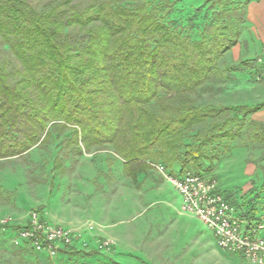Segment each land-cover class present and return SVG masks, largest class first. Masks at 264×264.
<instances>
[{
	"label": "trees",
	"instance_id": "trees-1",
	"mask_svg": "<svg viewBox=\"0 0 264 264\" xmlns=\"http://www.w3.org/2000/svg\"><path fill=\"white\" fill-rule=\"evenodd\" d=\"M191 1L0 0V161L72 130L53 171L65 176V160L112 150L136 184L157 164L171 176L178 165L183 176L234 148H264V124L250 118L264 105L202 107L191 98L255 65L224 62L252 0H204L213 12L194 37L173 13Z\"/></svg>",
	"mask_w": 264,
	"mask_h": 264
},
{
	"label": "rangeland",
	"instance_id": "rangeland-1",
	"mask_svg": "<svg viewBox=\"0 0 264 264\" xmlns=\"http://www.w3.org/2000/svg\"><path fill=\"white\" fill-rule=\"evenodd\" d=\"M173 10V13L177 18H179L178 22H180V24L178 26H181V28L183 27L184 32L188 35H192V37L197 35L196 30H200L198 26L202 27L209 21V18L213 12V10H210L207 5H204V0H192L187 4L181 2L176 5ZM1 48L6 50L5 46H1ZM261 51L259 50L255 52L254 55H251L254 61L259 55L262 54ZM224 62L229 64L233 61L229 56H225ZM246 75L247 76L238 78L236 77V74H232L228 81H217L212 85L211 90H199L197 93L191 95V98L194 100L197 106L202 107H236V104L239 101H249L250 98H254V100H256L258 103H264V76L250 74ZM71 133L72 130H65V133L60 136H57L56 133H53L51 138L48 139V143L46 145L37 147L23 157L0 161V192L4 194L6 193V191L2 190L4 184L13 186L15 188L14 190H19V192H21L20 196L18 197V204L20 206L19 208H17V206L14 204L15 199L17 198L16 191L11 192L12 197L10 199H0V264L116 263L112 258V254H114L115 249L118 247L120 243L118 242L119 240L114 238H100V236L94 235V229L90 226L85 230V232H88L86 237L85 234L82 233L84 245H82L83 243L80 242L74 248L80 251L79 255H66L60 253L57 257L51 259L47 254H38L32 250L21 249L19 246L14 245L15 232L27 225L31 212H40L39 206L26 208L25 205L28 203V201H32V199H37L39 201V199L42 198L44 195V192L42 191L44 189H40V187L43 186L51 188L50 182L53 183L52 188H57L58 186L60 188L67 184L69 195L70 192L76 187L74 183L75 181L82 186H86V184L93 182L94 184L91 185L96 187L98 192L100 190L99 185L102 186L106 184L108 194L113 197L114 224L120 223L122 221L121 223L125 224V226L129 223V220H132V216H128L125 213L127 209L120 208V204L123 202L121 199L123 198L124 204L127 198L129 199L128 201L136 200L137 194L141 191V193H139L141 194L139 201L144 204V210L139 214L138 217L141 218V216L144 215L148 221H159L157 224V231L153 232L154 235L161 238V241L160 243H155L153 249H149V251L146 250V252H149L150 254L154 252L156 255H140L131 257V259L134 260L133 264H250L239 254H231L229 252L223 251L218 247L217 242L209 244L208 249L200 251L199 249H192L189 241H184L183 238H178L176 233L177 231L174 232V227L177 225L176 218L174 217L173 219V217L167 215L169 210L166 209L165 205H161L159 200L156 198L154 187L151 186L145 189L144 195L140 189L141 187L138 188L137 185H133L130 179H128L123 174V161L117 158L112 153V150L99 152L92 150L89 153H82V155L79 157L65 160L63 163L68 169V172L65 174V176H61L58 171H53L52 169L54 166V159L59 155V153L62 155L60 149L63 147V140L70 138ZM185 142L186 144L193 143L191 137L187 138ZM213 149L214 147L212 146L211 151ZM221 149L222 148L219 147L216 152H220ZM238 149L245 148H234L231 151H234L235 154H233L234 158L230 162L231 172H229L226 176H230L229 178H232L229 180L234 182L233 184L235 186L236 150ZM251 149L252 151L260 150V148L257 146H253ZM261 149L264 150L263 147ZM263 155L264 152H262L261 156L257 157V159L262 158ZM201 164H203V162L200 163L197 170L192 168L191 172L194 173L195 171V173H204L203 171L207 170L206 168H209L208 164ZM108 165H111V167ZM100 168H103L104 172L108 173L110 171V173H108V175L102 173L104 174L103 176L96 175L95 171H98ZM165 172L170 175V172L166 169ZM144 175L146 181L160 180V182H165L166 180L154 167H152V169L146 172ZM91 176H94L93 178H95L92 182H90L88 179ZM172 177H182L180 176V167L178 165H175L174 175ZM142 178L143 175L141 174L138 177V180L140 179L141 181ZM86 180L87 183L85 182ZM40 182H43V184ZM216 182L218 185L219 182L217 180ZM82 186H79V188H82ZM26 190L29 192L26 193ZM124 192L127 193L124 194ZM44 197L42 199H44ZM234 207H236L235 203ZM177 210L178 211L175 212L176 216H183L182 214L178 213L179 208ZM84 215L85 214H83V216ZM50 223L53 224L52 222ZM155 225L152 226L155 227ZM73 231L82 232L79 230ZM152 235L153 234L151 231L148 236ZM92 239L97 240L96 249L91 248L90 243ZM104 242H108L110 244V250L108 252L103 251L102 253L99 252L98 246ZM149 244L151 243H148V247ZM70 250H72V248ZM90 252L97 253L93 260H90V258L85 256V253ZM123 263L127 264V262Z\"/></svg>",
	"mask_w": 264,
	"mask_h": 264
},
{
	"label": "crops",
	"instance_id": "crops-1",
	"mask_svg": "<svg viewBox=\"0 0 264 264\" xmlns=\"http://www.w3.org/2000/svg\"><path fill=\"white\" fill-rule=\"evenodd\" d=\"M245 12L246 28L241 35V43L232 48L226 56H229L233 62L253 63L254 60L251 55H254V53L259 50L261 51L264 46V0L250 1L245 7ZM246 74L264 76V68L256 64L251 68L245 67L242 71L236 72V77L242 78L247 76ZM261 105H264V103H258L254 98H250L249 101H239L236 107L247 106L254 108ZM250 118L264 124V107L253 113ZM236 151V186L233 184L234 182L229 180L232 179L229 178L230 176L226 177L227 174L231 172L230 162L234 158V151L218 162H213L212 164L205 162L209 165L206 173L219 182V191L228 202L232 205H234V203L236 204L238 211L250 217H254L258 221H264V171L260 169V166L264 169V155L262 158L257 159L264 150L260 148L258 151H252L251 148H245ZM98 172L107 174L104 172L103 168L95 171V174L97 175ZM146 172L137 175L136 184L131 183L137 185L138 188L141 187L140 189L143 194L148 187H154L156 198L161 205H165L166 209L169 210L167 215L173 217V219L174 217L176 218L177 225L174 227V232L177 231L178 238L189 241L192 249H199L200 251L208 249L209 244L216 243L213 234L208 231L199 220L195 219L193 216H186L180 212L181 198L174 187L167 180H165V182H160V180L146 181L144 178ZM141 174L143 178L140 181L138 177ZM93 177L94 176L88 178L90 182L95 179ZM85 182L87 183V180ZM74 183L76 187L69 195L67 184L60 188L59 186L57 188L41 186L40 189H44L42 191L45 195L44 197L42 194V198L44 197V199L41 198L39 201L37 199H32V201H28V203L25 204L26 208L39 206V213L48 222H52L65 229L82 231L85 237L88 235V232H85V230L90 226L94 229V235L100 236V238H114L119 240L118 242L120 243L115 249L114 254H112L113 260L118 264H124L123 262L133 264L134 260L131 259V257L134 256L156 255V253L152 252L150 254L146 252V250L149 251V249H153V246H155L154 244L160 243L161 241V238L154 235L153 232L157 231V224L159 221H148L144 215H142L141 218L138 217L144 210V204L139 201L141 197L139 193H141V191L137 194L136 200L128 201L129 199L127 198L124 204L123 198L121 199L123 202L120 204V208L127 209L125 213L128 216H132V220H129V223L125 226V224L121 223L122 221L114 224L113 197L108 194L106 184L102 186L99 185L100 190L98 192L96 187L92 186L94 184L93 182L86 184V186H82L76 181ZM79 186H82V188H79ZM221 188L225 192L222 191ZM14 189L13 186L7 184H4L2 188L6 193L16 191L17 198L14 204L19 208L18 197L21 192ZM27 192L29 191L26 190V193ZM125 193L127 192H124V194ZM178 208V213L183 216H176L175 212L178 211ZM83 214L85 215L83 216ZM152 225H155L156 228ZM151 231L153 235L148 236ZM96 242V239H92L90 243L92 249H96ZM149 242L151 244H149L148 247Z\"/></svg>",
	"mask_w": 264,
	"mask_h": 264
},
{
	"label": "built area",
	"instance_id": "built-area-1",
	"mask_svg": "<svg viewBox=\"0 0 264 264\" xmlns=\"http://www.w3.org/2000/svg\"><path fill=\"white\" fill-rule=\"evenodd\" d=\"M255 64L264 68V46ZM174 187L181 198L180 212L193 216L213 233L223 251L239 254L250 264H264V221L238 211L219 191L216 180L208 175L186 172L182 177H172L162 165L153 166ZM14 245L51 259L83 243L82 232L51 224L39 212H31L25 227L17 230ZM84 245V243L82 244ZM99 252L110 250L104 242Z\"/></svg>",
	"mask_w": 264,
	"mask_h": 264
}]
</instances>
